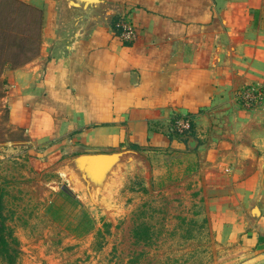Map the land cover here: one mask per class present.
I'll return each instance as SVG.
<instances>
[{"label": "crops", "instance_id": "obj_1", "mask_svg": "<svg viewBox=\"0 0 264 264\" xmlns=\"http://www.w3.org/2000/svg\"><path fill=\"white\" fill-rule=\"evenodd\" d=\"M21 1L40 11L39 43L2 73L3 98L29 143L52 160L68 154L49 175H81L92 189L84 170L63 164L118 157L124 176L150 178L162 162L173 189L195 194V217L218 247L232 251L227 264H264V106L238 95L264 76V0H84L66 42L59 0ZM112 21L132 23L136 38ZM172 113L190 116L189 133H166Z\"/></svg>", "mask_w": 264, "mask_h": 264}, {"label": "rangeland", "instance_id": "obj_2", "mask_svg": "<svg viewBox=\"0 0 264 264\" xmlns=\"http://www.w3.org/2000/svg\"><path fill=\"white\" fill-rule=\"evenodd\" d=\"M12 8L10 0H0V192L19 251L16 264H227L232 251L218 247L206 220L195 217V194L173 189L174 170L162 162L155 161L160 168L150 178L139 170L124 176L118 157L76 155L63 164L84 170L92 189L81 175H49L48 165L68 154L52 160L42 151L46 145L29 143L9 122L3 98L8 87L2 73L31 58L39 43L38 11ZM58 8L66 42L88 2L59 0ZM103 8L93 11L94 20L101 21Z\"/></svg>", "mask_w": 264, "mask_h": 264}, {"label": "built area", "instance_id": "obj_3", "mask_svg": "<svg viewBox=\"0 0 264 264\" xmlns=\"http://www.w3.org/2000/svg\"><path fill=\"white\" fill-rule=\"evenodd\" d=\"M115 27L119 30V35L123 39L133 41L136 38L137 31L135 26L131 23L122 21L115 22ZM238 95L240 99L247 106H264V76L262 81L257 84H247L243 86ZM191 130V118L189 115H182L172 113L168 125L166 126V133L172 136L181 137Z\"/></svg>", "mask_w": 264, "mask_h": 264}, {"label": "trees", "instance_id": "obj_4", "mask_svg": "<svg viewBox=\"0 0 264 264\" xmlns=\"http://www.w3.org/2000/svg\"><path fill=\"white\" fill-rule=\"evenodd\" d=\"M10 1L12 2L13 11L19 8L28 9L29 12L38 11L39 13L38 23L40 26V11L37 8L32 7L21 0H10ZM118 32L119 30L117 29V33ZM1 195L2 193L0 192V260L3 262V264H16L19 251L14 246V243L16 242V238L13 236L10 226L4 221L5 216L2 213L4 205L1 200Z\"/></svg>", "mask_w": 264, "mask_h": 264}, {"label": "water", "instance_id": "obj_5", "mask_svg": "<svg viewBox=\"0 0 264 264\" xmlns=\"http://www.w3.org/2000/svg\"><path fill=\"white\" fill-rule=\"evenodd\" d=\"M61 188H62L66 193H68L69 195L74 196V194L72 193V191L70 190V188L67 186V184L63 183V184L61 185Z\"/></svg>", "mask_w": 264, "mask_h": 264}]
</instances>
